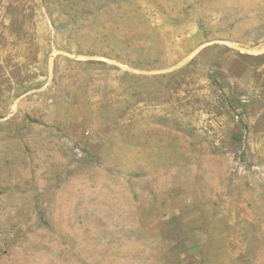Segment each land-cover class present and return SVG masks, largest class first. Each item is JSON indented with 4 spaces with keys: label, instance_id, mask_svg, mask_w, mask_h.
I'll return each mask as SVG.
<instances>
[{
    "label": "rangeland",
    "instance_id": "obj_1",
    "mask_svg": "<svg viewBox=\"0 0 264 264\" xmlns=\"http://www.w3.org/2000/svg\"><path fill=\"white\" fill-rule=\"evenodd\" d=\"M0 264H264V0H0Z\"/></svg>",
    "mask_w": 264,
    "mask_h": 264
}]
</instances>
